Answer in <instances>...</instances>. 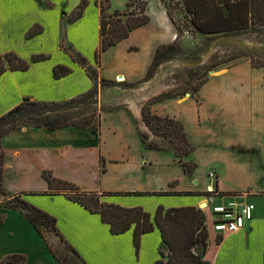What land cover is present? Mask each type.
I'll return each instance as SVG.
<instances>
[{
	"label": "rangeland",
	"instance_id": "1",
	"mask_svg": "<svg viewBox=\"0 0 264 264\" xmlns=\"http://www.w3.org/2000/svg\"><path fill=\"white\" fill-rule=\"evenodd\" d=\"M128 1L110 0L109 11L117 8L124 10ZM147 1L148 7L150 4L152 9L153 23L148 27L146 25V29L133 34L131 38L123 40L124 44L136 42L141 46L140 52H136V44L128 47V53L124 50L125 57L135 56L132 61H128L129 66H122L125 63H121L120 69L117 68L116 59L121 56L120 52L124 48L119 45L121 42L104 52L100 63L95 60V50L92 51L91 56L86 55V58L98 70L94 99L65 113L49 114L47 119L53 121L64 114H83L94 108L99 111L103 109L99 134L84 130L67 135L70 140H79L83 144L100 148L108 159L122 157L125 161L111 165L102 184L103 188L120 191L140 187L160 191L168 189L169 184L178 183L179 180L180 187L183 188L197 189L206 186V190H210L209 186L214 188L218 181L213 165L221 164L222 161L227 162V167L224 169L222 166L220 171L222 187L240 189L251 185L256 189L264 188V176L261 177L256 170L264 166V67L257 68L251 63L252 59L256 63L264 62V26L236 34L193 35L186 31L176 38V26L166 15V5L168 4L174 19L184 24L186 11L181 0ZM80 2L81 0L78 4ZM68 3L69 0L61 3V10L65 15L62 19L59 44L65 53L71 54L77 51L69 42L66 33L70 15L66 11ZM46 7L52 6L48 2ZM99 29L100 13L97 47L100 44ZM86 34L93 36L92 28L87 29ZM84 43L87 48L90 47L85 40ZM169 44L179 47L178 54L156 67L150 79L139 83L157 49ZM52 48V45L49 46V49ZM150 59L151 62L145 70ZM75 63L80 66L78 62ZM215 64L219 65L214 66ZM120 72H126L125 80L118 78ZM203 80L207 81L194 96L187 94L181 98L168 97L159 100L163 94L177 89L191 90ZM129 82H136V85L128 87ZM146 105L158 115L174 116L184 123L189 140L194 146V151L185 160L197 163L192 175L183 172L173 146L144 122L142 112ZM140 133L147 135V142L157 143L161 149H147L140 139ZM88 158L91 161L90 167L97 170V153L88 155ZM65 162L67 164L68 160ZM104 166L107 167L106 160ZM100 167L103 172L101 163ZM211 171L216 177H210ZM41 183L42 179L23 174L13 186L32 189L39 187ZM7 193L13 194L9 191ZM160 198H164V195ZM201 199L207 206L199 204L197 207L203 208L208 230L211 231L214 229L211 211L214 203L210 202L208 196ZM249 199L258 202L260 209H264L263 197L254 196ZM48 235L64 264H83L54 233ZM164 250L168 252L166 247Z\"/></svg>",
	"mask_w": 264,
	"mask_h": 264
},
{
	"label": "crops",
	"instance_id": "2",
	"mask_svg": "<svg viewBox=\"0 0 264 264\" xmlns=\"http://www.w3.org/2000/svg\"><path fill=\"white\" fill-rule=\"evenodd\" d=\"M69 1L66 8L67 14H71L77 8L80 0ZM96 1L88 0L83 16L79 20L67 24L66 33L69 42L73 44L77 52L85 57L86 55L91 56L92 51H96L97 48L100 9L97 7ZM48 2L52 6L51 8L46 7ZM63 2L64 0H0V56L11 51L16 52L27 61H30L34 54L44 53L49 56L44 61L31 63L30 68L26 71L7 70L0 76V116L21 103L25 97L61 101L87 92L93 87L84 68L81 65H76L71 54L65 53V50L60 48V31L65 15L61 10ZM148 8L151 20L147 27L154 20L150 4ZM166 15L168 16L167 11ZM37 25L42 28V32L32 38H27L29 30ZM145 26L134 30L130 36L146 29ZM89 28L93 30L91 37L85 35V31ZM84 40L89 44V48L85 45ZM123 42L125 41L119 44L124 47L120 52L121 56L116 59L119 69L121 63H125L122 66H129L128 61H132V57H135L124 56V50L127 52L130 45L136 44L138 50L136 52L141 51L139 43L124 44ZM51 45L53 48L49 49ZM152 56L153 53L151 59ZM151 59L145 70H147ZM59 64L70 67L72 71L65 77L55 79L53 70ZM121 74L127 78L126 72H120L119 75ZM76 131L84 130L74 127L58 130L23 127L6 135L3 139L6 154L4 189L12 193L45 191L48 189V183L43 179L42 172L51 170L56 177L73 182L85 190H119L103 188L102 184L109 174L111 165L125 161L122 157L108 159L100 148L83 144L79 140H70L67 135L75 134ZM96 153L98 157L97 170L90 167L91 161L88 158V155H96ZM101 157L107 161V167L103 172L100 169ZM65 160H68L67 164ZM231 161L229 163L232 164ZM221 164L213 165L218 174V190L239 193V195L216 198V200L214 199L215 203H222L233 197L247 201H250L249 198L254 196L264 198V188L256 189L251 185L240 189L222 187L220 171L222 166L224 169L227 167V162L222 161ZM259 169H256L257 173H260L261 177L264 176V166H260ZM23 174L40 178L43 183L32 189L15 188L13 185L18 183ZM177 181L178 183L174 182L173 186H168V189L165 190H206V186L197 187V189L183 188L180 187L179 180ZM195 184L199 185V182L195 181ZM135 190L151 191V189L140 187L121 189L120 191ZM160 196H104L102 199L105 202L126 207L142 206L152 215L155 214L157 206L160 204L169 208L199 206L204 203L200 196L195 195H164L162 199ZM26 199L57 218V224L63 236L76 249L86 264H153L161 258L160 248L163 238L158 228L142 235L137 253L133 228L122 234H113L110 225L102 221L100 214L89 211L64 194H30L26 196ZM250 202L256 205L254 216L246 222L243 229L227 234H221L214 229L208 230V249L205 258L212 264H264V209H260L258 202ZM0 214L3 215V222H0V262L6 255L18 253L26 256V264H61L51 253L34 226L18 210L0 206Z\"/></svg>",
	"mask_w": 264,
	"mask_h": 264
},
{
	"label": "trees",
	"instance_id": "3",
	"mask_svg": "<svg viewBox=\"0 0 264 264\" xmlns=\"http://www.w3.org/2000/svg\"><path fill=\"white\" fill-rule=\"evenodd\" d=\"M182 7L186 11L184 24L178 23L167 7V14L176 26V38L181 37L186 31L193 35L203 33L207 35L236 34L242 31L264 26V0H181ZM100 9V44L95 51V60L101 62L104 52L116 46L130 34L147 25L151 18L148 14L147 0H129L125 9H111L110 0H97ZM88 5V0H81L77 8L68 16L69 22L79 20ZM42 32L40 26H35L27 33V38H32ZM179 52V47L169 44L157 49L152 62L143 79L146 81L153 76L154 69L167 59L174 57ZM73 60L78 62L86 71L93 83V87L87 92L79 94L67 100L46 101L25 97L21 103L0 116V206L18 210L37 230L38 234L47 245L51 253L64 264L57 253V249L49 240V233H54L59 240L73 252L83 264H86L76 249L65 239L60 231L57 218L49 212L32 204L26 199L30 194H64L69 199L81 204L93 213L101 215L102 221L110 225L113 234H122L133 228L134 245L138 253L143 234L159 229L163 238L160 248L161 258L153 264H212L205 258L208 249V224L206 215L202 208L197 206L169 207L158 205L156 212L152 215L142 206L126 207L116 203L103 201L104 196H148V195H195L216 198L239 195V193L220 192L217 182L213 191H91L82 189L79 185L65 179L56 177L51 170H44L42 177L48 183V189L44 192L19 191L8 194L4 189L6 154L3 139L6 135L20 130L23 127L45 128L58 130L74 127L81 130H89L92 133L101 132L102 110L96 108L88 113L73 115L64 114L57 120L47 119L49 114H60L92 101L97 92L98 70L90 64L88 59L80 53H71ZM44 53L34 54L30 61L23 59L16 52H8L0 56V76L7 70L26 71L31 63L48 59ZM254 67L262 68L263 63L251 60ZM219 64H215L217 66ZM72 69L66 65L59 64L54 67L55 79H60L71 73ZM207 80L197 83L190 89H177L163 94L159 100L168 97H184L187 94L194 96ZM136 82H129L128 87H134ZM143 120L154 133L164 137L174 149L183 172L192 175L196 168V162L185 160L193 151L194 146L189 140L184 123L174 116H161L154 113L150 106L143 108ZM147 135L140 133V139L147 149L160 150L157 143L147 142ZM102 170L105 171V160L100 159ZM174 183L169 184L173 186ZM0 222L3 215L0 214ZM166 247L167 253L164 248ZM27 258L24 254H8L0 264H26Z\"/></svg>",
	"mask_w": 264,
	"mask_h": 264
},
{
	"label": "built area",
	"instance_id": "4",
	"mask_svg": "<svg viewBox=\"0 0 264 264\" xmlns=\"http://www.w3.org/2000/svg\"><path fill=\"white\" fill-rule=\"evenodd\" d=\"M210 177H216L214 172L209 173ZM209 191H213L215 187L209 186ZM213 202V228L221 234L236 232L243 229L246 222L254 216L256 205L253 202L240 198H230L222 203H215L214 197H209ZM207 206V205H206ZM203 209V208H202Z\"/></svg>",
	"mask_w": 264,
	"mask_h": 264
},
{
	"label": "bare ground",
	"instance_id": "5",
	"mask_svg": "<svg viewBox=\"0 0 264 264\" xmlns=\"http://www.w3.org/2000/svg\"><path fill=\"white\" fill-rule=\"evenodd\" d=\"M121 77L123 78L122 80H125V79H126L125 75H122V74H121V75L118 76L119 79H120Z\"/></svg>",
	"mask_w": 264,
	"mask_h": 264
},
{
	"label": "water",
	"instance_id": "6",
	"mask_svg": "<svg viewBox=\"0 0 264 264\" xmlns=\"http://www.w3.org/2000/svg\"><path fill=\"white\" fill-rule=\"evenodd\" d=\"M206 205H207V203L204 202L202 206H206Z\"/></svg>",
	"mask_w": 264,
	"mask_h": 264
}]
</instances>
